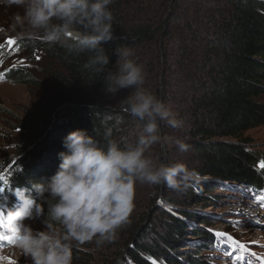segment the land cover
I'll return each instance as SVG.
<instances>
[{"label": "trees", "instance_id": "trees-1", "mask_svg": "<svg viewBox=\"0 0 264 264\" xmlns=\"http://www.w3.org/2000/svg\"><path fill=\"white\" fill-rule=\"evenodd\" d=\"M196 1L191 0L193 12L185 17L177 7L169 10L176 0H113L109 9L114 16V39L102 43L110 57L106 71H115V49L129 47L145 69V87L173 113L178 103H186V111L181 108L180 112L187 115V143L199 163L193 171L198 178L186 183V188L192 192L190 202L206 205L221 184L264 186V169H257L260 157L248 150L244 137L246 131L264 125V0H230L223 11L209 4L197 7ZM17 44L32 57L37 53L49 57L56 66L49 70L56 86L54 95L28 113L22 124L25 135L16 143L17 158L7 173L12 190L46 181L56 172L58 153L66 151L62 142L70 131L85 129L102 139L108 127H113L114 137L122 134L116 131L114 119L106 120L108 116H121V129L137 123L120 108L131 89H121L115 97L106 95L104 74L82 67L90 53L77 56L60 46L28 38ZM7 75L9 80L50 90L24 69H12ZM160 127L163 135L175 132L166 123ZM157 147L163 156L164 147L159 144L149 150ZM40 202L45 221L47 203ZM162 213L173 222L165 239L169 250H163L154 239L156 230L149 221L132 234L113 264H153L160 256L167 264L179 262L183 254L177 251L180 245L191 234H203V229L192 232L187 221ZM184 213L193 217L191 212ZM195 255L189 257L199 262ZM72 256L75 264L90 263L74 250Z\"/></svg>", "mask_w": 264, "mask_h": 264}, {"label": "clouds", "instance_id": "clouds-1", "mask_svg": "<svg viewBox=\"0 0 264 264\" xmlns=\"http://www.w3.org/2000/svg\"><path fill=\"white\" fill-rule=\"evenodd\" d=\"M112 2L0 0V7L22 9L13 15L10 26L17 38L60 46L77 56L90 53L82 67L104 74L106 95L115 97L121 89H131L120 108L137 121L132 128L121 129V116L106 117L114 119L116 131L122 133L118 137L113 136V127L105 130L102 139L85 129L70 131L62 142L66 151L58 153L56 172L46 181L12 190L17 205L0 208V229L14 237L13 244L30 264H72L74 246L95 240L99 247L116 238L132 211L135 183L167 184L179 191L180 178L191 175L183 164L167 165L146 156L157 144L161 148L175 144L181 152L190 145L161 133V123L182 129L185 121L145 87V69L133 58L132 50L117 47L115 71H106L110 57L102 42L114 39ZM38 201L47 203L46 231L34 230L27 223L42 214Z\"/></svg>", "mask_w": 264, "mask_h": 264}, {"label": "rangeland", "instance_id": "rangeland-1", "mask_svg": "<svg viewBox=\"0 0 264 264\" xmlns=\"http://www.w3.org/2000/svg\"><path fill=\"white\" fill-rule=\"evenodd\" d=\"M190 2L191 0H176L175 5H171L169 10L172 11L177 7L180 14L188 17L194 9ZM196 3L197 7L209 4L210 7L216 6L223 11L229 7L230 0H197ZM18 11L22 12V9L0 7V44L5 45L0 48V61H2L0 73H3L0 76V172L6 175L17 158L15 146L25 135L22 124L27 121L28 113L53 96L56 86L49 72L56 66L49 57L40 56V53L33 54L32 57L28 52L21 50L18 44L16 46L6 44L9 38L15 41L21 39L17 38L10 27L12 17ZM15 47H18L19 51L14 50ZM37 56L40 59H36ZM20 61H23V64ZM12 69L28 71L50 90L41 87L32 88L15 78L9 80L7 74ZM181 108L185 112L186 103L183 106L181 102L178 103L174 114L177 118H183L185 125L182 129H175V132L168 136L178 137L187 143L190 138L187 134V115L180 112ZM244 137L248 140V150L257 153L260 161L264 160V125L246 131ZM225 140L238 141L235 138ZM158 149L157 147V149L149 150L146 156L167 165L183 164L191 173L186 179L180 178L181 190H175L167 184L149 186L145 183H135L132 211L128 222L117 230L116 238L99 247L95 240L74 246L72 250L78 253V257L89 258V264H113L117 255L131 241L132 234L140 226H147L149 221L156 230L154 239L159 242L163 250L167 251L170 247L165 239L170 234L168 225L172 226L173 222L162 212H169L176 218L187 221L189 230L192 232L203 229L201 231L203 234L199 236L195 233L191 234L180 245L177 251L183 254L179 256L177 264H264V206L254 199L255 196L264 195V186L257 187L239 182L221 184L213 190L211 194L214 199L208 198L206 205L193 204L190 202L192 192L189 191L190 188H186V183L198 178L193 172L199 164L195 150L189 147L187 151L181 152L175 144H169L164 147V155L161 156L158 154ZM259 163L257 169L262 171ZM0 187H5V190L0 192V208L16 206V198L8 184L0 182ZM158 201L162 203H157ZM157 209H160L159 213ZM184 212L193 213V217L187 218ZM41 215L27 223H30L34 230L46 231ZM217 232L228 235L217 236ZM0 235L8 236L9 234L6 230L0 229ZM239 245L244 247L241 248ZM175 253L177 255V252ZM190 253H196L195 256L199 262L193 261L189 257ZM0 257H2L0 264H12V262L30 264L29 258L22 254V250L6 239H0ZM154 260L157 264H167L164 256ZM72 264L75 263L72 261Z\"/></svg>", "mask_w": 264, "mask_h": 264}, {"label": "snow or ice", "instance_id": "snow-or-ice-1", "mask_svg": "<svg viewBox=\"0 0 264 264\" xmlns=\"http://www.w3.org/2000/svg\"><path fill=\"white\" fill-rule=\"evenodd\" d=\"M6 44H7L8 46H16V45H17V41H15V40L12 39V38H9V39L6 41ZM4 46H5V45L0 44V48H3ZM14 50L19 51V48H18V47H15ZM36 59H40V57L37 56ZM0 63H2V61H0ZM20 63L23 64V61H20ZM13 67H15V65H14ZM2 75H3V73H0V76H2ZM259 167H260L261 169H264V160H261V161H260V163H259ZM0 182H3V184H5V185L8 184V178H7V175L4 174L3 172H0ZM4 190H5V187H0V192H3ZM254 199H255V201H256L257 203H260L261 206H264V195L255 196ZM157 203H162V201H158ZM216 235H217V236H223V235H228V234H226V233H221V232H217ZM0 239H6V240H8V241L11 242V243H14V242H15L14 237H12V236H3V235H0ZM254 243H256V242L254 241ZM234 246H235V245H234ZM239 246H240L241 248L244 247V245H239ZM229 255H230V254H229ZM0 258H2V257H0ZM12 264H14V262H12ZM153 264H156V261H155V260L153 261Z\"/></svg>", "mask_w": 264, "mask_h": 264}]
</instances>
